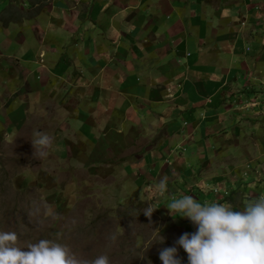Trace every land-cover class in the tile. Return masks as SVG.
I'll list each match as a JSON object with an SVG mask.
<instances>
[{
    "label": "crops",
    "instance_id": "crops-1",
    "mask_svg": "<svg viewBox=\"0 0 264 264\" xmlns=\"http://www.w3.org/2000/svg\"><path fill=\"white\" fill-rule=\"evenodd\" d=\"M86 3L66 9L81 17L65 26L72 43L55 37L48 49L19 23H0V151L26 127L42 131L52 157L76 164L75 173L117 176L115 198L151 205L179 237L196 231L166 208L179 197L243 210L264 196L249 180L235 203L228 196L237 184L212 166L215 144L231 135L232 121L219 116L233 94L243 89L238 104L264 92V0ZM162 179L163 196L155 187Z\"/></svg>",
    "mask_w": 264,
    "mask_h": 264
},
{
    "label": "rangeland",
    "instance_id": "rangeland-1",
    "mask_svg": "<svg viewBox=\"0 0 264 264\" xmlns=\"http://www.w3.org/2000/svg\"><path fill=\"white\" fill-rule=\"evenodd\" d=\"M4 1L0 0V23H19L14 27L38 35L46 49L55 37L59 42L54 43H72L71 28L80 25L81 17L66 9L89 8L87 0H6V7ZM6 9L12 13L11 19L4 15ZM61 16L66 23L56 20ZM242 92L239 88L233 94L231 110L219 116L232 121L231 135L225 149L215 144L220 148V160L212 165L215 168L217 164L218 173L237 184L228 196L237 204L244 202L241 190L249 180L258 182L255 190H264V92L258 101L251 100L257 98L256 93L237 104ZM35 131L24 128L17 140L0 151V231L15 232L22 248L41 239L64 244L88 264L101 255L108 256L110 264H162L159 252L176 246V227L165 225L156 209L151 217L144 215L148 207L144 201H133L120 192L115 198L110 188L117 176L104 171L75 173L76 164L71 166L50 152L43 158L35 157L31 143ZM161 237L163 243H159ZM182 250L178 248L179 257L187 264Z\"/></svg>",
    "mask_w": 264,
    "mask_h": 264
},
{
    "label": "clouds",
    "instance_id": "clouds-1",
    "mask_svg": "<svg viewBox=\"0 0 264 264\" xmlns=\"http://www.w3.org/2000/svg\"><path fill=\"white\" fill-rule=\"evenodd\" d=\"M31 143L35 157L49 154L51 141L46 133L36 130ZM155 187L163 196L167 180L162 179ZM166 208L174 219H188L196 231L181 235L176 246L163 248L159 252L162 264H183L178 248L187 254V264H264V196L250 201L243 210L201 203L191 195L171 201ZM154 210L149 205L143 212L151 217ZM17 240L15 232L0 231V264H88L64 244L41 239L22 248ZM159 243H163L162 237ZM90 264L110 262L108 256L101 255Z\"/></svg>",
    "mask_w": 264,
    "mask_h": 264
},
{
    "label": "trees",
    "instance_id": "trees-1",
    "mask_svg": "<svg viewBox=\"0 0 264 264\" xmlns=\"http://www.w3.org/2000/svg\"><path fill=\"white\" fill-rule=\"evenodd\" d=\"M0 5H1V4H0ZM3 5L6 7V0L4 1ZM3 5H2V6H3ZM186 263H187V262H186Z\"/></svg>",
    "mask_w": 264,
    "mask_h": 264
}]
</instances>
